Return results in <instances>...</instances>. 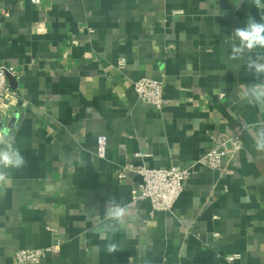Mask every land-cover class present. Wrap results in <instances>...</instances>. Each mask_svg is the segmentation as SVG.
Segmentation results:
<instances>
[{
    "label": "crops",
    "instance_id": "0c3cea01",
    "mask_svg": "<svg viewBox=\"0 0 264 264\" xmlns=\"http://www.w3.org/2000/svg\"><path fill=\"white\" fill-rule=\"evenodd\" d=\"M40 1L0 0V64L15 67L20 97L0 128L27 161L9 169L0 196V264L56 247L39 264H264V152L253 140L264 110L243 97L264 82L247 67L249 57L264 63V48L228 59L234 30L264 22V9L253 0ZM143 78L164 83V109L138 98ZM220 133L242 149L218 170L197 164ZM173 165L195 167L171 212L127 208L140 183L131 167ZM113 199L126 215L102 238ZM109 242L123 250L108 253Z\"/></svg>",
    "mask_w": 264,
    "mask_h": 264
},
{
    "label": "built area",
    "instance_id": "2783aa9c",
    "mask_svg": "<svg viewBox=\"0 0 264 264\" xmlns=\"http://www.w3.org/2000/svg\"><path fill=\"white\" fill-rule=\"evenodd\" d=\"M33 4L39 5L40 0H30ZM15 67L7 64H0V120L11 117L14 110L19 106V94L11 85L9 77L15 78ZM134 91L138 98L150 104L158 110L168 105L165 99L164 83L153 79L143 78L134 84ZM243 147L242 140L237 136H230L227 133H220L213 138V145L197 164L204 165L212 170H218L223 159ZM106 140L99 138L98 155L101 158L106 156ZM138 157H144L138 154ZM194 165H173L169 168H148L146 166L131 167L139 177L140 183L131 194V202L127 208H135L141 202H147L151 206V214L155 212H171L183 193L185 183L194 174ZM120 179L125 178V172L119 175ZM58 254L56 248L19 250L15 255L17 264H39L48 254ZM236 256L229 257L232 262Z\"/></svg>",
    "mask_w": 264,
    "mask_h": 264
},
{
    "label": "clouds",
    "instance_id": "9594fccd",
    "mask_svg": "<svg viewBox=\"0 0 264 264\" xmlns=\"http://www.w3.org/2000/svg\"><path fill=\"white\" fill-rule=\"evenodd\" d=\"M258 10L264 9L261 0H253ZM264 21V17L261 18ZM246 28H236L232 34L233 40L239 38V46L231 43V54L229 60L235 61L238 55L245 49L264 48V22H257L250 17L247 20ZM257 60H264V54L258 55ZM247 67L253 70L256 77L264 75V63H258L250 57L247 60ZM243 97L250 104L259 106L264 110V82L254 83L247 86L243 92ZM254 146L257 151L264 152V127H261L253 137ZM27 161L21 150L16 146L15 134L8 128H0V196L4 195V189L11 184L9 169H22ZM126 215V208L117 203L114 199L109 201L104 221L100 226V235L107 238L108 232H115L118 225L123 224ZM108 253H117L123 250L117 243L109 242L105 245ZM131 259V258H129Z\"/></svg>",
    "mask_w": 264,
    "mask_h": 264
},
{
    "label": "water",
    "instance_id": "95a60500",
    "mask_svg": "<svg viewBox=\"0 0 264 264\" xmlns=\"http://www.w3.org/2000/svg\"><path fill=\"white\" fill-rule=\"evenodd\" d=\"M10 79V82H11V85L14 89H16L17 85H16V82H15V78H12V77H9ZM18 117H19V113L16 112L15 115L13 116V118L11 119L10 121V124L8 125L9 128H13L18 120Z\"/></svg>",
    "mask_w": 264,
    "mask_h": 264
}]
</instances>
